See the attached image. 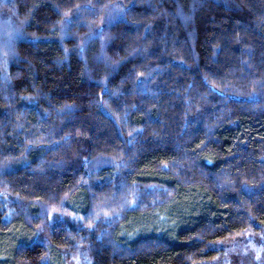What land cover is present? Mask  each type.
<instances>
[{
    "label": "trees",
    "instance_id": "16d2710c",
    "mask_svg": "<svg viewBox=\"0 0 264 264\" xmlns=\"http://www.w3.org/2000/svg\"><path fill=\"white\" fill-rule=\"evenodd\" d=\"M238 255L264 259V0H0V264Z\"/></svg>",
    "mask_w": 264,
    "mask_h": 264
},
{
    "label": "rangeland",
    "instance_id": "374dc122",
    "mask_svg": "<svg viewBox=\"0 0 264 264\" xmlns=\"http://www.w3.org/2000/svg\"><path fill=\"white\" fill-rule=\"evenodd\" d=\"M175 208L177 209L178 207H174L172 212H170L171 210L169 208L163 211L157 210L147 216L132 218L124 225L122 233L128 237L130 234H142L145 231H151L154 228H174L176 223L173 217V215L176 214ZM240 257L241 255H238V257L233 256L227 260H232L231 264H235ZM260 264H264L263 257L260 258Z\"/></svg>",
    "mask_w": 264,
    "mask_h": 264
}]
</instances>
